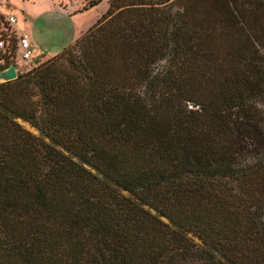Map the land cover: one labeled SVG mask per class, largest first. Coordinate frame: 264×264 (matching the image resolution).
Instances as JSON below:
<instances>
[{
    "label": "trees",
    "instance_id": "16d2710c",
    "mask_svg": "<svg viewBox=\"0 0 264 264\" xmlns=\"http://www.w3.org/2000/svg\"><path fill=\"white\" fill-rule=\"evenodd\" d=\"M0 264H264V0H109L1 82Z\"/></svg>",
    "mask_w": 264,
    "mask_h": 264
},
{
    "label": "rangeland",
    "instance_id": "374dc122",
    "mask_svg": "<svg viewBox=\"0 0 264 264\" xmlns=\"http://www.w3.org/2000/svg\"><path fill=\"white\" fill-rule=\"evenodd\" d=\"M88 0H0V31L25 36L31 43L32 56L25 60L21 51L11 62H16L17 71H27L41 62L60 53L73 43L80 34L92 27L108 10L109 0H98L92 6ZM16 21L8 23V16ZM4 51H0L3 63ZM15 64V63H14ZM20 123L34 134L38 130L29 122Z\"/></svg>",
    "mask_w": 264,
    "mask_h": 264
},
{
    "label": "built area",
    "instance_id": "2783aa9c",
    "mask_svg": "<svg viewBox=\"0 0 264 264\" xmlns=\"http://www.w3.org/2000/svg\"><path fill=\"white\" fill-rule=\"evenodd\" d=\"M7 20L9 23H13L16 21V18L11 15L8 16ZM3 46H4V40L0 38V47ZM18 46H19V50L21 51L22 58L25 60H29L32 56L31 43L29 39L25 36L18 38Z\"/></svg>",
    "mask_w": 264,
    "mask_h": 264
},
{
    "label": "water",
    "instance_id": "95a60500",
    "mask_svg": "<svg viewBox=\"0 0 264 264\" xmlns=\"http://www.w3.org/2000/svg\"><path fill=\"white\" fill-rule=\"evenodd\" d=\"M18 71L16 64H11L7 68L0 70V83L17 78Z\"/></svg>",
    "mask_w": 264,
    "mask_h": 264
},
{
    "label": "crops",
    "instance_id": "0c3cea01",
    "mask_svg": "<svg viewBox=\"0 0 264 264\" xmlns=\"http://www.w3.org/2000/svg\"><path fill=\"white\" fill-rule=\"evenodd\" d=\"M74 41H75V40H74ZM74 41H73V42H74ZM16 67H17V66H16ZM17 70H18V68H17Z\"/></svg>",
    "mask_w": 264,
    "mask_h": 264
}]
</instances>
